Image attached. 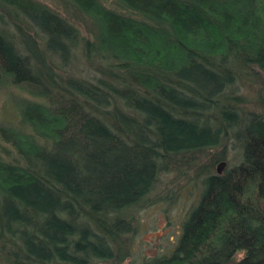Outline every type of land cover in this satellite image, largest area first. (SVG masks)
I'll list each match as a JSON object with an SVG mask.
<instances>
[{"label": "trees", "instance_id": "1", "mask_svg": "<svg viewBox=\"0 0 264 264\" xmlns=\"http://www.w3.org/2000/svg\"><path fill=\"white\" fill-rule=\"evenodd\" d=\"M113 1L59 0L57 10L0 0V84L31 95L19 123L0 129L17 152L0 154V244L16 258L8 260L113 258L133 230L130 209L166 158L213 145L231 129L241 160L205 175L173 254L141 264H259L264 116L241 117L219 95L239 68L264 72V0ZM8 21L34 35L22 30L17 46ZM77 48L102 64L100 77L56 70Z\"/></svg>", "mask_w": 264, "mask_h": 264}, {"label": "rangeland", "instance_id": "2", "mask_svg": "<svg viewBox=\"0 0 264 264\" xmlns=\"http://www.w3.org/2000/svg\"><path fill=\"white\" fill-rule=\"evenodd\" d=\"M38 1L57 10L62 8L59 0ZM102 2L109 7H116L113 0ZM22 30L34 35L24 24L15 25L8 21L4 27V31L19 47ZM81 32L87 36L85 31ZM92 62L90 64L77 48L69 63L56 70L64 77L93 80L94 77L101 76L96 68L101 63L97 60ZM106 63L103 61V64ZM234 73L232 84L219 95L220 101L231 103L241 117L251 113L264 116V72L257 66L250 65L239 68ZM29 96L31 95L27 89L18 85L8 82L0 84V129L2 126L19 123V105ZM0 154L5 159L17 157L14 147L3 140L1 133ZM241 158L242 146L233 137L231 129L220 133L219 140L213 145L168 156L142 204L130 209L133 230L121 236V243L117 244L121 247L119 252L115 251L111 259L91 258L85 264H141L148 259L171 256L178 244L188 212L199 200L205 175L216 173L217 166L222 161L225 162L223 171L228 166L237 164ZM22 254L17 258L22 257ZM11 258L16 259L14 253L0 244V264H14L8 260ZM51 264L70 263L56 261Z\"/></svg>", "mask_w": 264, "mask_h": 264}, {"label": "water", "instance_id": "3", "mask_svg": "<svg viewBox=\"0 0 264 264\" xmlns=\"http://www.w3.org/2000/svg\"><path fill=\"white\" fill-rule=\"evenodd\" d=\"M224 164H225L224 161H222V162H220V163L218 164V166H217V173H221ZM259 264H264V259H263L262 262H260Z\"/></svg>", "mask_w": 264, "mask_h": 264}, {"label": "bare ground", "instance_id": "4", "mask_svg": "<svg viewBox=\"0 0 264 264\" xmlns=\"http://www.w3.org/2000/svg\"><path fill=\"white\" fill-rule=\"evenodd\" d=\"M217 172V171H216Z\"/></svg>", "mask_w": 264, "mask_h": 264}]
</instances>
